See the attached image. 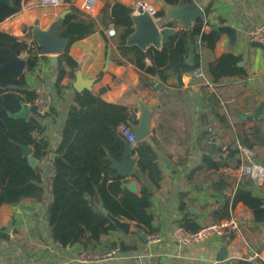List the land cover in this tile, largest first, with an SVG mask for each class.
Segmentation results:
<instances>
[{
    "label": "crops",
    "instance_id": "crops-1",
    "mask_svg": "<svg viewBox=\"0 0 264 264\" xmlns=\"http://www.w3.org/2000/svg\"><path fill=\"white\" fill-rule=\"evenodd\" d=\"M139 1L141 0H98L95 13L88 14L80 8L81 0H74L78 11L72 12L69 9L58 36L68 39L66 49L62 53L68 52L76 59L79 68L74 81H70L68 77L62 80L65 87L61 96L57 97L56 111L46 115L43 122L50 139V147L55 149L60 141V131L78 76L89 81V89L101 95L104 100L128 106L137 117H140L139 101L143 100L152 109L149 137H156L155 149L163 171L158 187L146 177L143 182L147 183L152 191V204L148 211L152 215V226L162 235V240L149 244L146 238L137 233L126 234L118 229H110L97 243L85 246L83 242H76L61 246L50 235L46 215V204L49 201L47 188L44 204H31L27 201L20 208L9 204L0 206V264H239V260H243L253 251L259 253L258 257L251 261L253 264H261L260 260L264 261V246L260 245L264 241V223L253 230L251 227L255 224L254 214L243 202L237 203L231 210V217L245 229L241 228L239 234H233L234 238L229 243L221 239H211L183 246L173 238L174 229L181 227L184 219L193 220L200 225L211 222L210 213L218 211L232 195L233 189L244 184L249 178L242 174L239 168L219 167L218 173L223 172L229 177L221 182L213 168L204 164L203 157L210 155L213 161H219L214 154L217 151L211 147L212 137L218 149H225L232 143L234 135L243 131L251 132L258 123L264 127V108L260 115L255 117L257 107L264 102V46L251 41L249 37L250 29L264 24V0H193L198 2L204 11L206 8L210 9L209 17L216 21L217 25H229L237 34L235 43H231L228 35L224 34L212 53L204 58L202 56L204 64L231 51L242 57L240 65L244 66L247 73L245 77H231L217 84L216 89L223 93L219 105L226 110L227 106L230 107V127H222L219 123L210 130L211 135L203 133L204 130L198 131V103L199 107L203 106L205 92L212 90L209 86L199 85L190 78L188 72L183 74L181 79L176 76L170 77L166 82L158 79L162 83L159 88L156 87L157 84L140 88L139 75L134 66L130 62L121 65L115 63L120 57L116 46L117 37L110 38L106 35L105 31L110 24L107 27L101 24L100 10L105 5L111 7L123 2L134 9L133 14H137L135 9ZM148 1L156 12L160 9L166 10L164 16L153 14L161 27L167 26L168 21L173 19L182 21L169 16L171 7L166 6L163 0ZM64 5L45 7L39 4V0H22L20 10L0 22V30L9 32L21 40L25 36H31V30L37 23L47 29L63 10L68 9L64 8ZM220 20L222 22H219ZM177 29L175 27L174 31ZM108 51L113 61L109 66L106 63ZM16 55L26 59L25 51ZM55 64L52 63L50 55L49 59L42 57L37 73L27 75L28 86L33 89L43 88L52 94L55 91L57 73ZM163 87L166 90L160 91ZM167 89L187 90L191 98L196 100V108H191L195 122L191 129L187 128L181 111L170 112L167 105L168 111L164 112L162 98L170 95ZM238 142L239 138L237 145ZM258 150L264 151V146L253 150L254 154ZM51 158L49 155L41 162L46 184L52 172ZM198 167L202 168L193 176L190 175L192 169ZM124 181L125 187L129 182L135 181L136 193L141 194L142 184L132 175L124 177ZM227 181L229 185L224 187ZM217 187H221L220 190ZM249 187L254 194L264 197V184L257 186L252 182ZM123 220L136 226L132 220ZM246 233L256 242L253 246ZM256 234H259L258 239H255ZM112 248H119V253L112 259L91 262L78 258L85 253Z\"/></svg>",
    "mask_w": 264,
    "mask_h": 264
},
{
    "label": "trees",
    "instance_id": "trees-1",
    "mask_svg": "<svg viewBox=\"0 0 264 264\" xmlns=\"http://www.w3.org/2000/svg\"><path fill=\"white\" fill-rule=\"evenodd\" d=\"M64 1V8L72 12L78 11L74 0ZM163 1L166 6L174 7L188 5L193 0ZM21 6L22 0H11L10 4L0 3V22L18 12ZM133 12L134 9L123 2L111 7L105 5L100 10L101 24L104 27L113 24L118 31L116 46L120 57L115 63L121 65L130 62L139 75L140 88L152 86L153 76L162 82L172 76L181 79L183 74L202 66L215 90L205 92L202 107H199L198 103V131L213 130L219 123L222 127H230V107L227 106V111L219 105L223 93L218 91L216 86L223 79L245 77L247 73L244 66L240 65L242 57L231 51L204 64L202 56L204 58L211 54L224 35L213 28L217 23H208L209 30L205 28L204 19L209 17L210 9L206 8L204 15L190 26L177 19L168 21L167 26L178 29L169 35L168 41L162 47L150 46L146 49L127 43L128 36L134 30ZM165 14V9L156 12L157 16ZM23 51L28 52L26 69L18 75L6 63L11 60L12 53L20 54ZM43 57L49 59V55L44 54ZM39 60L34 48H30L13 34L0 30V206L9 204L20 208L27 201L31 204H44L48 188L46 215L50 235L61 246L76 242H83L85 246L94 244L110 229H117L106 215V211L116 217L134 221L145 233L155 231L152 215L148 211L152 204V191L147 183L143 182V178L146 177L158 187L163 176L155 149L156 137L151 136L139 141L131 151L136 158V168L132 176L142 184L141 194L138 195L125 187L124 176L119 175L113 168L111 157L121 159L127 141L119 126L123 123H138L139 117L128 106L108 102L91 89L84 88L81 91L73 90L60 131V141L56 148L52 149L44 118L32 105L36 89L30 88L26 79L28 74L37 73ZM55 66V91L52 92L54 105L47 115L56 111L57 97L61 96L65 87L62 80L65 77L70 81L76 79L79 63L68 52H63L58 56ZM165 90L163 87L160 91ZM168 92L170 95L162 98L164 112L168 111L167 105L170 112L181 111L187 128L191 129L195 124L191 108H196V100L191 98L187 90ZM22 100L31 108L27 119L11 115L21 110ZM237 138L240 143L255 151L264 146V127L258 123L251 132L243 131L234 135L230 145L225 149L219 148L216 153L213 152L219 161H213L210 155H204V164L213 168L221 182L229 177L223 172L218 173L219 167L236 169L242 164ZM22 145L32 147V154L38 160L35 166H32L28 156L23 154ZM49 155L52 156V172L46 184L41 162ZM255 158L264 164V151H256ZM202 167L192 169L190 175L193 176ZM249 183H252L250 178L235 187L222 207L210 213V221L216 222L231 217V210L237 203L243 202L254 214L255 224L251 228L256 230L259 224L264 223V197L254 194ZM228 185L229 181L224 187ZM220 188L217 187L218 190ZM181 227L195 231L201 225L184 219ZM246 236L253 246L256 242H253L247 233ZM258 237L259 234H256L255 239ZM260 245L264 246V241ZM260 263L264 264V261L260 260ZM239 264L253 263L243 259L239 260Z\"/></svg>",
    "mask_w": 264,
    "mask_h": 264
},
{
    "label": "water",
    "instance_id": "water-1",
    "mask_svg": "<svg viewBox=\"0 0 264 264\" xmlns=\"http://www.w3.org/2000/svg\"><path fill=\"white\" fill-rule=\"evenodd\" d=\"M2 4H10V0H0ZM69 9L63 10L59 16L49 25L47 29L40 27L37 23L31 30V36L39 44L40 50L43 54L50 55L52 63L55 64L58 60V56L66 49L68 39L58 36L60 27L64 23L66 15L69 13ZM204 15L203 8L196 1H192L188 5L171 7V18H178L185 22L187 26H190L197 18ZM134 30L128 36L127 43L129 45H138L139 47L146 49L150 46L156 48L162 47L169 39V35L174 32V27L158 25L155 17L149 12H142L133 14ZM213 28L218 29L221 33L228 35L231 43L236 42L237 34L236 30L229 25H214ZM107 66L113 63L110 58V51H108V57L106 60ZM241 64V62H240ZM7 66L12 67L18 75L24 72L26 66V59L19 58L15 53H12V58L6 63ZM90 82L83 80L81 76L77 77L74 88L77 91H81L84 88H89ZM162 83L157 84V88L161 87ZM22 108L20 111L11 113L16 118H28L31 114V108L22 100ZM140 117L138 123H130L136 138L141 141L151 134V115L152 109L143 101H139ZM264 108V102H262L256 109L255 117H258ZM205 134L211 135L210 130L202 131ZM211 147L218 151L214 137H212ZM22 152L28 156L29 162L32 166L37 163V158L32 154V147L28 145H22ZM132 146L129 141H126L125 148L121 159H115L111 157L112 166L115 168L119 175L124 177H130L136 166V158L132 155ZM255 161L260 163L259 159L255 158ZM127 188L136 192L137 185L135 181H131L127 184ZM106 215L113 222L116 228L126 234L131 232L137 233L145 238V232L137 226H132L129 221L123 220L121 217L112 215L109 211H106ZM11 231V229L9 230Z\"/></svg>",
    "mask_w": 264,
    "mask_h": 264
},
{
    "label": "built area",
    "instance_id": "built-area-1",
    "mask_svg": "<svg viewBox=\"0 0 264 264\" xmlns=\"http://www.w3.org/2000/svg\"><path fill=\"white\" fill-rule=\"evenodd\" d=\"M98 0H81L80 8L88 13L94 14L96 11ZM39 4L45 7H55L65 4L64 0H39ZM136 13L149 12L150 14L156 13L154 7L148 0H141L137 3ZM205 28H209L208 23H216L210 19V17L204 19ZM117 29L113 24H110L106 29L105 33L108 37L114 38L117 36ZM249 37L251 41L257 42L264 46V24L255 26L249 31ZM30 48H34L38 58L41 60L43 53L40 50L39 44L33 39L32 36H25L21 39ZM26 57L28 52L25 51ZM190 78L197 82L199 85H207L212 91L215 90L214 84L206 78L202 66L195 68L189 72ZM159 80L156 76L152 77V84H158ZM36 112L43 116L48 114V111L53 105L52 94L43 89L36 88V97L32 102ZM121 133L126 137L127 141L130 142L131 146L134 147L138 144L136 135L130 125L121 124L119 126ZM239 156L242 159V164L239 167V171L242 174L247 175L252 182L261 186L264 184V165L255 161V154L253 150L247 146L238 142ZM241 231L240 223L232 217L222 219L218 222H209L201 225V227L195 231H189L183 227H176L173 231V238L179 244L183 246L191 245L197 242L208 241L211 239H221L226 243H229L233 238V234H239ZM145 238L149 244H156L162 240V235L156 231H150L145 233ZM119 253V248H112L110 250H97L95 252L85 253L78 257L81 261L98 262L101 260L112 259ZM259 253L256 251L250 252L244 257L245 260L252 261L258 257Z\"/></svg>",
    "mask_w": 264,
    "mask_h": 264
}]
</instances>
